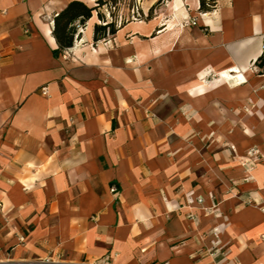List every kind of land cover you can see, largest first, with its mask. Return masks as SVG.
Instances as JSON below:
<instances>
[{"label": "crops", "instance_id": "obj_1", "mask_svg": "<svg viewBox=\"0 0 264 264\" xmlns=\"http://www.w3.org/2000/svg\"><path fill=\"white\" fill-rule=\"evenodd\" d=\"M71 1L0 0V264H264V0Z\"/></svg>", "mask_w": 264, "mask_h": 264}, {"label": "trees", "instance_id": "obj_2", "mask_svg": "<svg viewBox=\"0 0 264 264\" xmlns=\"http://www.w3.org/2000/svg\"><path fill=\"white\" fill-rule=\"evenodd\" d=\"M122 0H94V6H89L81 0H73L53 18V35L57 41L58 48L54 51L55 55H60L72 48L75 39L81 37V31L86 27L87 22L92 18L93 12H98L101 24L95 25L94 41L98 42L117 33L115 21H106V16L100 13L99 9L106 7L117 8ZM201 11H210L215 5L216 0H200ZM256 65L260 73H264V55L259 57Z\"/></svg>", "mask_w": 264, "mask_h": 264}, {"label": "built area", "instance_id": "obj_3", "mask_svg": "<svg viewBox=\"0 0 264 264\" xmlns=\"http://www.w3.org/2000/svg\"><path fill=\"white\" fill-rule=\"evenodd\" d=\"M112 10H116L115 7H111ZM77 46V42L74 45V47ZM263 51H264V42H263ZM44 91H46V88H44ZM111 193H116L117 192V187L112 186L110 189ZM202 200V199H200ZM112 258V256L109 257H105L103 258L100 262L98 263H90V262H78V263H72V264H109L110 259ZM29 264H68L62 261H57L55 260L53 257H46L43 259H39V260H35V261H31L29 262Z\"/></svg>", "mask_w": 264, "mask_h": 264}, {"label": "rangeland", "instance_id": "obj_4", "mask_svg": "<svg viewBox=\"0 0 264 264\" xmlns=\"http://www.w3.org/2000/svg\"><path fill=\"white\" fill-rule=\"evenodd\" d=\"M163 1V0H161ZM134 5V2L133 0H130V1H126L124 2L123 0L121 2H119V4L117 5V9L116 10H112L111 8H109L108 11H106V13L108 14V12L110 13V18L113 19V20H117L118 19V24L119 22L121 21H126L127 19H133V15L132 14H129L127 15L126 12H124L123 14L120 13V10L126 8L127 6H133ZM120 16L123 18V19H120ZM110 19V20H111ZM117 25V24H116Z\"/></svg>", "mask_w": 264, "mask_h": 264}]
</instances>
